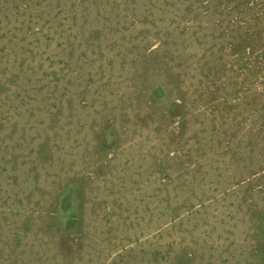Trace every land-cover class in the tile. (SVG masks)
<instances>
[{
  "label": "rangeland",
  "instance_id": "rangeland-1",
  "mask_svg": "<svg viewBox=\"0 0 264 264\" xmlns=\"http://www.w3.org/2000/svg\"><path fill=\"white\" fill-rule=\"evenodd\" d=\"M0 264H264V0H0Z\"/></svg>",
  "mask_w": 264,
  "mask_h": 264
}]
</instances>
